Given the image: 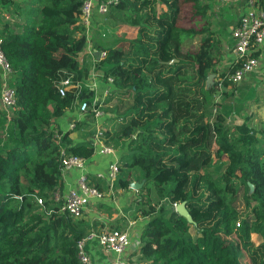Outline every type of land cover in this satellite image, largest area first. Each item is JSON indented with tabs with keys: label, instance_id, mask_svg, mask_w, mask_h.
Returning <instances> with one entry per match:
<instances>
[{
	"label": "trees",
	"instance_id": "obj_1",
	"mask_svg": "<svg viewBox=\"0 0 264 264\" xmlns=\"http://www.w3.org/2000/svg\"><path fill=\"white\" fill-rule=\"evenodd\" d=\"M82 4L0 0L5 9L16 6L22 20L0 24L17 96L7 135L0 137V264H80L77 244L95 230L90 222L60 212L62 204L50 199L63 185L53 124L75 103V89L63 95L57 84L63 71L74 72L78 79L88 73L76 61L87 48L86 31L79 24ZM162 6L167 8L164 14ZM209 7L202 0H120L103 20L111 19L112 29L125 28L136 37L95 46L107 52L96 68L104 81L113 78L112 87L133 100L116 131L106 132L111 141L105 142L127 147L114 191L130 189L134 169L144 174L139 192H148L142 202L148 206L142 211L148 221L138 237L140 264H264V142L247 124L238 127L237 137L230 135L225 118L215 114L222 107L220 86H209L208 81L221 56L220 43L207 29ZM188 15L202 20L203 26L186 27ZM205 32L200 48H183L184 39ZM237 68L232 63L221 73L222 85L232 84L229 76ZM84 97L92 99L94 92L85 90ZM88 125L81 123L77 129ZM72 133L61 134L67 153L91 160L92 142L74 143ZM226 158L228 166L218 178L203 173L214 159ZM92 181L102 191L109 190L104 181ZM153 189L170 208L154 206ZM240 202L249 211L245 215ZM182 203L193 224L175 211ZM51 206L48 217L37 213ZM253 235L262 242H254Z\"/></svg>",
	"mask_w": 264,
	"mask_h": 264
},
{
	"label": "built area",
	"instance_id": "obj_2",
	"mask_svg": "<svg viewBox=\"0 0 264 264\" xmlns=\"http://www.w3.org/2000/svg\"><path fill=\"white\" fill-rule=\"evenodd\" d=\"M120 0H83L80 8V22L87 35V48L84 50L87 55L96 53L94 58L93 72L90 76L78 79L73 72H61V79L57 84L58 90L65 95L69 89H75L74 107L85 116L92 115L96 120L104 117L103 105L99 97L97 84L93 83L98 79L97 64L107 57L106 51H94L92 49V33L95 25L96 15L106 16L111 8L119 3ZM221 5H232L241 2L245 3L246 11L241 16L237 26L232 31V38L235 41L234 64L238 68L229 76L234 85L241 84L248 76L254 73L258 66V58L252 56V53L264 45V0H216ZM81 69V68H80ZM14 70L9 63L4 50L3 40L0 39V111L5 114L8 125L10 124L13 113L17 109L16 90L13 87ZM108 87L114 84L113 78L107 79ZM94 92V98L84 97V91ZM107 96L110 89L104 91ZM77 122L71 124L70 129L77 128ZM55 138L61 149L60 172L62 181L73 171H79L80 176L76 185L71 188L67 194L63 192V187L59 186L51 195V201L62 204L61 212L67 213L71 218L80 220L83 214L92 204L105 202L108 198L105 191H102L92 181L87 173L89 160L67 153L64 144H62V135L55 131ZM92 145L96 155H114L118 152L117 148L107 145L98 128L94 136ZM120 175V163L118 160L112 162L107 171L96 175V180H101L108 185L111 193L114 191V184ZM39 204L43 205V199H39ZM175 205V210H176ZM133 234L129 231L108 230L101 228L90 231L77 244L78 261L80 264H140L133 261L131 256V247L133 245ZM97 244L112 258L105 261L94 259L89 250V246ZM136 244V243H135Z\"/></svg>",
	"mask_w": 264,
	"mask_h": 264
},
{
	"label": "crops",
	"instance_id": "obj_3",
	"mask_svg": "<svg viewBox=\"0 0 264 264\" xmlns=\"http://www.w3.org/2000/svg\"><path fill=\"white\" fill-rule=\"evenodd\" d=\"M205 2L209 6L211 5L210 11H213L215 6L217 5L218 7H220L218 13L216 14L218 18L215 19L216 21L214 20H212V22L210 21L209 27L207 28L209 31L211 29L210 32L212 33L213 37L215 38L216 41L220 43L219 56H221V59L217 64V72L211 74L214 75V77H219V80H221L219 81L221 95L218 98L222 102L220 114H222L226 122L228 121L234 122L236 130L238 129V127L247 124L250 130L259 132L260 135V133L261 134L264 133V45L259 47L254 51V53H252V55L256 54V56L254 57L258 58L259 60V66L254 73L248 76L239 85H234L233 83L228 86H225L224 84L222 85L223 79L221 78V73L222 72L227 73V69L230 67V64H232L235 59L234 56L235 41L232 38V31L237 26L241 16L245 13L246 6L244 2L238 3L236 5L235 4L221 5L216 0H210V1L207 0ZM161 9H162L161 13L163 14L167 11V8L165 6H162ZM104 18L105 16L97 14L95 17V25L97 24L98 19L103 20ZM200 24L201 26H203L202 20L200 19L194 20V25L196 28H198ZM211 24H212V28H211ZM205 34L208 33L205 32L203 35L197 36V38H195L196 43L197 41L200 40V38H203ZM135 37H136V32H132V37L130 39ZM189 40L190 39L186 40V45L189 42ZM94 51H97L96 48ZM80 68L82 70H88L87 77L90 76L93 72V68L92 69L87 68L85 64L80 65ZM97 73L100 74V72L98 71ZM98 77L99 78L96 79L93 83L97 84L99 94H101V92L104 93L105 87L108 88V85L105 81L100 79L101 78L100 75ZM216 80L217 79H215V82H217ZM222 110H225V113H222ZM0 113L2 114L1 111ZM74 122L78 123L77 126L81 123H88L89 125L86 128H79V129L76 128L75 130H71L70 126ZM105 122H106L105 116L98 120H96L94 117L89 119L87 118V116L84 117L83 115H81L74 107L73 109L68 111L64 117L55 121V123L53 124V129L54 131H58L61 134H66L72 131L73 133L71 134V138L74 141V143H80L86 141L93 142V138L90 135L92 130L97 131V127L99 126L103 127L105 125ZM254 125H261V126L259 128H256L254 127ZM6 126L8 127V122ZM89 127L93 129L91 131L88 130V132H86L87 131L86 129ZM236 130L235 132L238 133V131ZM2 133H1L2 134L1 137L3 138L7 135V130L5 129ZM122 147L123 146L117 147L118 152L115 153L114 155L95 154L93 158L89 160L90 163L87 167V173L90 175L91 179L94 177L96 178V175L99 173L106 172L109 165L112 162L118 160L119 163H121L122 156L127 151V147L124 148ZM79 176H80V172L75 170L71 172L68 175V177L64 180L62 187H63V192L65 194H67L68 191L76 185V181ZM99 204H101V206L106 204L109 207H111L110 201H108V199L105 202ZM85 214L86 217L84 218H89L90 220L93 221L95 218L100 220L105 225L109 224L111 220H114L108 216L106 217L105 213L102 211L100 213L99 210L88 209L85 212ZM131 224H133L130 228L131 231L128 230L133 234L134 237L133 238L134 242L131 247V254L135 253L136 256L140 257V254L137 253L140 248V244H138L139 243L138 237L142 232V229H144L145 222L137 221V222H131ZM101 228H107V227L103 226ZM89 250L91 252L92 257L98 261H105L106 259L112 258L111 255L106 253L100 246H98L95 243L89 246Z\"/></svg>",
	"mask_w": 264,
	"mask_h": 264
},
{
	"label": "rangeland",
	"instance_id": "obj_4",
	"mask_svg": "<svg viewBox=\"0 0 264 264\" xmlns=\"http://www.w3.org/2000/svg\"><path fill=\"white\" fill-rule=\"evenodd\" d=\"M18 1V0H17ZM207 1V0H205ZM204 0H202V2H204L205 4H207ZM210 1V0H209ZM208 5V4H207ZM211 7V5H210ZM210 7L208 8V19L209 21L212 22V20L216 21L215 19H217L218 17L216 16V14L219 11L218 5L215 6L213 11H210ZM16 6H10L9 9H5L4 7H2L0 5V24H2L5 21H11V22H21V18H19V16H17L16 14ZM160 11H162V9L160 8ZM211 13H210V12ZM110 17V16H109ZM194 20L190 15H188V17L186 18V21L184 22V25L188 28H196L194 25ZM203 22V21H202ZM204 23V22H203ZM112 25H111V19L108 18V21H104V20H99L97 21V24L94 26L93 28V33H92V49L95 50V46L98 45L99 43H103V44H112L115 40H120L123 41L125 40H129L132 37V32L126 30L125 28H118L116 27V29H112ZM201 27V24L200 26ZM198 27V28H199ZM211 28H212V24H211ZM211 31V29H210ZM208 34H205V36L203 38H200L199 41H197L195 38L194 39H190L189 42L186 45V40L184 39V43H183V48L187 51H194L197 50L198 48H200L201 46V41L202 39H204L205 37H207ZM121 44V43H117ZM123 45V44H122ZM216 53H218V51L216 50ZM90 56V57H89ZM96 53H94L93 55H87L86 53L81 52L78 57L76 58V61L78 62V66L85 64V66L87 68H94V58L96 59ZM61 58V60L64 61L65 65L67 66V62L65 61V57H59ZM101 80L104 81V78H100ZM210 79L211 81H209L208 85L211 86L212 84L215 83H219V77H214L213 75H210ZM215 79H217L215 82ZM108 83V82H106ZM107 86V85H106ZM106 89H110V93L106 96L105 93L101 92V94H99V97L102 101V105L103 108L102 110L104 111V115L106 118V122L105 125L103 127H97V129L99 128L101 133H102V137L103 139L106 141V139H110L111 138H107L106 137V132H110V133H114L117 129L116 126H119L122 121L124 120V117L126 115V113L128 112V110L130 109V107L132 106V96L131 95H127L124 94L123 92H121L120 90H117L114 86H110V87H105L104 90ZM113 89V90H112ZM220 110H217L215 112V114H220ZM222 113H225V110H222ZM222 115V114H220ZM213 123L216 122V116H214V118L212 119ZM225 126V128H227V130H229L230 135H234L235 137H237L239 135V130L235 129V125L234 122H225L223 124ZM261 125H254V127L259 128ZM7 126L4 124V126H2V114L0 113V137L2 136V132L6 129L7 130ZM93 128H87L86 132L91 131ZM238 131L237 132H235ZM2 133V134H1ZM91 133H94V131L92 130ZM255 135L257 136L258 140L263 143L264 142V133H260L255 131ZM91 135V134H90ZM2 138V137H1ZM4 139V138H3ZM124 144V143H123ZM112 146H114L115 148L117 147L115 144H113ZM121 166V163H120ZM228 166V160L226 158V160H218V159H214V162L212 164V166L209 169H206L203 173H208L211 174V176L216 179L218 178L221 174H223L226 171V168ZM131 180L132 183H138V184H143L145 183L144 180V174L142 172V170L140 168L134 169L131 173ZM106 193H108L107 198L108 201H110V206L108 205H103L101 206V204L96 205V204H92L91 206H89V209L92 210H99L100 213L101 211L105 213L106 217H110L111 222L109 224H103L100 220L95 219L90 220L89 218H84L86 217V214L84 213L82 218L80 220L77 221H87L90 222V224L92 225V229H98L99 226L104 225L105 227H107L108 230L110 229H119L121 228L122 230L131 231V226L133 224H131V222H147L148 220L143 218L142 216V211L144 209H148V206H145L142 204V202L147 201V191L144 192H139L140 191V187L138 188H131L128 191H124L121 189L115 190L112 193L110 191H108V189L104 190ZM151 201L154 203V206H156L157 208L164 204L167 205L166 201H160L158 198V195L156 193V190L153 189L152 193H151V197H150ZM39 203V202H38ZM109 203V202H107ZM168 206V205H167ZM119 207V208H117ZM168 208H170V206H168ZM240 210L242 211V215L247 214L249 211L246 209V206L244 205L243 202H240ZM37 213L42 214L44 217H48V215L50 213L53 212V206H51L50 209H44V208H38ZM92 214V213H91ZM88 219V220H86ZM95 223H98V226L95 227ZM112 225V226H111ZM240 225V222L237 224V226ZM93 231V230H92ZM191 234L192 236L196 237L198 235V231L196 230L195 226L193 225L191 227ZM252 240L254 242H262V237L258 236V235H253L252 236ZM133 261L137 262V263H141L140 261V257L136 256V254H131ZM142 264H151V263H142Z\"/></svg>",
	"mask_w": 264,
	"mask_h": 264
},
{
	"label": "water",
	"instance_id": "obj_5",
	"mask_svg": "<svg viewBox=\"0 0 264 264\" xmlns=\"http://www.w3.org/2000/svg\"><path fill=\"white\" fill-rule=\"evenodd\" d=\"M214 76V75H213ZM209 81H211L210 77H209ZM208 81V83H209ZM143 184H138V183H131V188H138L140 187V189L143 187ZM250 186H252V184H249ZM180 216L186 218L188 220L189 223L193 224L194 221L192 219V216L190 215L189 211L186 208V203H182L176 206V210H175Z\"/></svg>",
	"mask_w": 264,
	"mask_h": 264
}]
</instances>
